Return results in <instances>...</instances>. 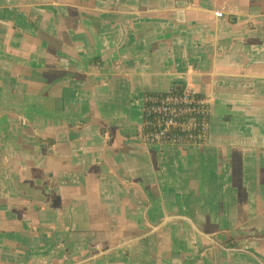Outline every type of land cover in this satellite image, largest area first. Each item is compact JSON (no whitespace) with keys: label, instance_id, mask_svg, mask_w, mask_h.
I'll return each instance as SVG.
<instances>
[{"label":"crops","instance_id":"1","mask_svg":"<svg viewBox=\"0 0 264 264\" xmlns=\"http://www.w3.org/2000/svg\"><path fill=\"white\" fill-rule=\"evenodd\" d=\"M184 88L210 141L144 143ZM0 264H264V0H0Z\"/></svg>","mask_w":264,"mask_h":264},{"label":"built area","instance_id":"2","mask_svg":"<svg viewBox=\"0 0 264 264\" xmlns=\"http://www.w3.org/2000/svg\"><path fill=\"white\" fill-rule=\"evenodd\" d=\"M212 11L223 19L220 10ZM212 110V100L187 88L150 95L146 98V114L157 116L156 122L147 126L150 137L182 144L206 143L211 135L207 114Z\"/></svg>","mask_w":264,"mask_h":264},{"label":"bare ground","instance_id":"3","mask_svg":"<svg viewBox=\"0 0 264 264\" xmlns=\"http://www.w3.org/2000/svg\"><path fill=\"white\" fill-rule=\"evenodd\" d=\"M207 9H208V11H210L212 13L213 17L217 20V17H215L214 12L212 10L213 9L214 10H218V9H215L213 7V4H211V3L207 5ZM220 12L223 14V19L228 17V15H230L231 12H232V14L234 15L235 18L240 16V14L237 11H235V10L221 9ZM243 20L248 22V20H247L245 15L243 16ZM255 25L257 26V23ZM171 90H173V89H169V90H167L165 92H149V93L145 94V97H144L145 120H144V124H143V126L141 128V135H142V138L144 140V143L149 144V145H158V146H161V145H164V146H179V147H182V148H187L189 146H200V145L205 144V143L182 144V143H175L172 139L156 140V139H152L150 137V133L148 131L147 126L150 125V124H154L156 122V120H157V116L156 115H150L149 116V115L146 114V98L148 96H150V95H163V94H166V93L170 92ZM207 98L212 100L211 96H208ZM211 115H212V111L208 112V114H207L208 120H209L208 127L210 128V130H212V128H214L212 126ZM159 128L163 129V127H159ZM212 134L213 133L211 131V135L208 137L206 143H208L210 141V138H211Z\"/></svg>","mask_w":264,"mask_h":264},{"label":"water","instance_id":"4","mask_svg":"<svg viewBox=\"0 0 264 264\" xmlns=\"http://www.w3.org/2000/svg\"><path fill=\"white\" fill-rule=\"evenodd\" d=\"M212 133L214 134L216 132V128H212Z\"/></svg>","mask_w":264,"mask_h":264}]
</instances>
